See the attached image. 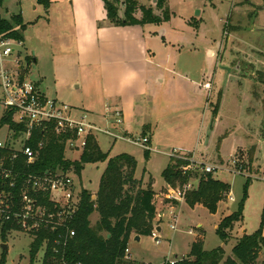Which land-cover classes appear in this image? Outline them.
<instances>
[{
  "label": "rangeland",
  "instance_id": "1",
  "mask_svg": "<svg viewBox=\"0 0 264 264\" xmlns=\"http://www.w3.org/2000/svg\"><path fill=\"white\" fill-rule=\"evenodd\" d=\"M137 1L152 9L156 16L164 17V12L157 10L156 0ZM96 5L95 0H89V9ZM71 8L73 10L74 3ZM166 9L169 20L148 30L156 32L164 25L166 34L161 36L159 33L153 42L162 53L163 61L167 59V53L170 54L169 64L172 63L171 69L175 71L172 79H183L181 82L185 93L192 92L195 85L207 81L211 83L206 92L207 111L205 114L202 110H196L193 115L181 114L179 122L172 121V135L169 138L159 136L157 145L151 146L150 142L149 148L126 140L132 136H125V140H115L103 132H96L94 136L101 150L110 157L120 154L133 156L137 161L136 178L143 180L145 188L151 184L158 194H162L166 186L162 174L170 158H174V151L197 165L219 167L220 170L213 176L230 184L231 194L219 204L215 214L201 205L190 208L183 205V201L178 207L179 202L159 197L157 213L165 212L164 219L157 218L155 222L156 228L162 229L160 239L156 242L150 236L136 241L132 237L128 245L131 256L127 258L129 264L183 262L190 254L192 244L198 240L202 241L204 250L222 247L226 256L230 257L236 239L255 233L262 222L264 234V0H166ZM121 10L124 11L122 5L119 16L123 17ZM52 12L55 13L56 9H52ZM0 13L7 20L21 14L25 24L39 22L28 25L23 43L15 41L13 44L24 67H27V55L32 60L34 57L37 59V63L31 61L25 79L33 83L42 81V91L50 98L57 97L59 102L72 107L75 117H84L102 130H112L100 115L104 107L100 106L102 100L93 86L89 87V100L98 98L95 102L102 109L89 115L79 110L87 93L82 87H76L81 82L74 85L75 74L68 66L61 67V64L54 63L55 38L60 28L56 20L51 24L44 20L46 11L38 5L37 0H4ZM209 48L211 51L208 55ZM13 59L7 60L5 66L16 70L18 66ZM222 67L231 68L232 71L229 73ZM56 72L66 81L57 83ZM6 133L7 128L0 131V139ZM142 137L143 134L138 132L133 138L137 140ZM80 157L81 152L66 153V158L72 161L80 160ZM184 161L189 163V160ZM106 167V162L86 165L81 176L75 177L78 189L90 192L96 199ZM249 178L244 221L229 232V239L225 242L218 236L217 228L224 217L237 211ZM191 182L194 186L198 183L195 179ZM171 207L175 209L176 222L172 220L170 210L167 211ZM98 218L97 214L91 217L93 227ZM32 240L24 233L10 231L4 242L0 227V262L5 256L6 264H31L29 253ZM43 257L44 251H41L35 264H43ZM263 263L264 252L258 260V264Z\"/></svg>",
  "mask_w": 264,
  "mask_h": 264
},
{
  "label": "trees",
  "instance_id": "2",
  "mask_svg": "<svg viewBox=\"0 0 264 264\" xmlns=\"http://www.w3.org/2000/svg\"><path fill=\"white\" fill-rule=\"evenodd\" d=\"M3 1L0 0V6ZM103 1L108 19L115 26L159 25L170 18L166 9V0L157 1V10L164 12L163 18L153 14L152 9L140 6L136 0ZM53 2L54 0H37V3L46 11L50 9ZM121 5L124 7L123 17L119 16ZM138 12H141V19L136 18ZM27 27L28 24L24 23L21 14L12 16L10 20L3 18L0 14V39L23 43ZM25 61L30 65L32 58L26 56ZM21 76L25 77L23 68H21ZM1 125H8L16 139L26 132L23 124L12 122V113L4 117ZM41 141L45 144L42 149H39L35 164L27 166L21 155L16 163V171L21 174L43 175L47 172L61 170L65 173L74 172L80 177L82 170L88 164L106 162L107 167L101 176L96 199H93L90 192L82 190L80 205L74 219L67 224V228L61 227L56 231L41 229L32 236L33 242L29 253L31 264H35L41 251H44L43 264H129L126 250L130 239L133 235L152 236L158 215L157 199L164 196L166 189L162 191V194H158L151 184L145 188L143 180L136 178V159L129 154L110 157L108 153L101 150L95 136L88 137L86 147L80 151V160L76 161L66 158V137L57 135L54 125L46 130H34L32 141L29 144L38 149ZM12 154L13 151L10 149L0 150V157H5L8 163ZM188 164L182 159H170L168 167L162 174L167 186H184L192 179L197 180V188L186 194L185 203L190 208L201 205L211 214H215L219 204L230 195L231 185L216 179L212 174L189 173L185 175L182 167ZM249 182L250 178L244 186L243 197L237 211L224 217L217 228L218 236L225 242L229 239V232L244 221ZM1 184L0 180V187ZM21 187L22 182H19L14 193L19 195ZM94 214L99 217L95 227L91 223V217ZM68 229L76 232L74 238H66ZM12 230L10 224L1 228L4 242ZM262 252H264L263 222L255 233L245 234L237 240L230 257L226 256L222 247L211 251L204 250L202 241L198 240L192 244L191 252L186 256V260L178 263L258 264ZM0 264H6L5 256L2 257Z\"/></svg>",
  "mask_w": 264,
  "mask_h": 264
},
{
  "label": "crops",
  "instance_id": "3",
  "mask_svg": "<svg viewBox=\"0 0 264 264\" xmlns=\"http://www.w3.org/2000/svg\"><path fill=\"white\" fill-rule=\"evenodd\" d=\"M95 2L97 5L89 9V0H54L50 9L45 10L44 20L49 24L56 20L60 28L55 38L57 42L54 44V63L61 64V67L68 66L75 74L74 85L81 82L76 87H82L87 93L79 110L86 115L99 112L100 107L95 102L98 98L89 100V87L93 86L102 100L100 106L103 105L104 108L100 115L105 124L123 136L134 137L139 132L149 138L151 146L157 145L159 136L169 138L172 135V121L179 122L181 114L193 115L196 110H202L205 114L206 92L210 88L206 85L211 83L207 81L202 85H195L192 92L185 93L184 84L181 82L183 79H172L175 71L171 69L172 63L169 64L170 54L167 53V59L163 61L162 53L153 42L159 33L161 36L166 34L164 25L156 32L148 30L156 28V25L115 26L108 19L104 1ZM139 5L144 6L140 3ZM34 9H37V6H34ZM52 9H56V12H52ZM120 14L124 15V11L121 10ZM141 16V12L136 14L137 19H141ZM37 22L27 24L31 26ZM210 51L209 48L208 55ZM15 56L16 53L12 59ZM13 60L19 61V68H23L27 74L30 65L27 63V67L22 66L20 54ZM32 61L37 63L36 57ZM55 76L57 83L60 80L66 81L59 72H56ZM41 84L42 81L36 82L42 91ZM117 113H120L123 119V124L119 127L115 125ZM165 188L167 184L163 190ZM182 204L183 202H179L178 207ZM169 210L171 212V208L167 211ZM173 211L175 212V209ZM156 229L162 233L160 227ZM132 237L136 239L137 236Z\"/></svg>",
  "mask_w": 264,
  "mask_h": 264
},
{
  "label": "built area",
  "instance_id": "4",
  "mask_svg": "<svg viewBox=\"0 0 264 264\" xmlns=\"http://www.w3.org/2000/svg\"><path fill=\"white\" fill-rule=\"evenodd\" d=\"M15 41L0 39V131L7 128V133L0 139V150L10 149L13 151L9 164L5 157H0V227L10 224L12 231H18L34 236L41 229L57 230L67 228V224L74 219L81 201V192L77 187L74 172L65 173L63 171L47 172L43 175L32 173L21 174L16 171V163L20 156L25 159L27 166L35 164L39 149H42L45 142L38 144V149L29 143L32 141L34 130L47 129L51 125L55 127V133L66 137V151L80 152L87 145L89 136H94L96 132H103L115 140H125V136L113 130H102L90 124L83 118L73 115V108L45 95L36 83L29 82L21 76L19 61H14L18 66L16 70L9 69L5 62L16 53L13 47ZM206 87H210L209 84ZM12 113V122L24 125L26 132L18 139L8 125L2 126V120ZM123 124L120 113L116 114L115 125ZM128 142L143 148H149L148 137L140 139L129 138ZM174 158L189 160L187 166L182 167L183 174L204 173L216 174L220 168L215 165H197L191 159L173 152ZM194 180V179H192ZM191 180V181H192ZM184 186H167L163 198L167 201L183 202L186 194L197 188L192 182ZM19 182H22L20 194L14 193ZM95 199V198H93ZM232 200V197H230ZM171 207L170 216L173 221H177V216ZM165 213H158L159 219H164ZM175 229V226H172ZM192 233V232H190ZM160 233L156 227L153 231V238L156 242L160 239ZM76 235L74 230L68 229L66 238L72 239ZM46 248V245H45ZM129 249L126 256L129 258ZM179 261L168 262L177 264ZM66 264V263H64Z\"/></svg>",
  "mask_w": 264,
  "mask_h": 264
},
{
  "label": "water",
  "instance_id": "5",
  "mask_svg": "<svg viewBox=\"0 0 264 264\" xmlns=\"http://www.w3.org/2000/svg\"><path fill=\"white\" fill-rule=\"evenodd\" d=\"M224 70H226V71H228L229 73L232 71V69L231 68H227V67H222ZM158 231H160L159 229H158ZM136 241H140V237L138 236V237H136ZM3 248L5 249V250H7V247L5 246V245H3Z\"/></svg>",
  "mask_w": 264,
  "mask_h": 264
},
{
  "label": "flooded vegetation",
  "instance_id": "6",
  "mask_svg": "<svg viewBox=\"0 0 264 264\" xmlns=\"http://www.w3.org/2000/svg\"><path fill=\"white\" fill-rule=\"evenodd\" d=\"M264 82V80H262Z\"/></svg>",
  "mask_w": 264,
  "mask_h": 264
}]
</instances>
